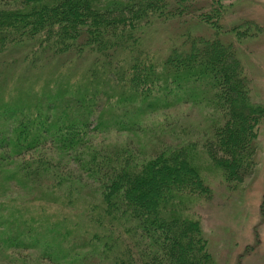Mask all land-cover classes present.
<instances>
[{"label":"trees","instance_id":"trees-1","mask_svg":"<svg viewBox=\"0 0 264 264\" xmlns=\"http://www.w3.org/2000/svg\"><path fill=\"white\" fill-rule=\"evenodd\" d=\"M237 2L0 0V57L22 59L4 62L0 95L51 67L73 79L72 64L54 62L62 56L88 66L73 86L0 98L3 251L48 264H216L193 214L212 198L202 174L218 173L228 190L250 178L264 118L236 52L250 25L220 24ZM153 27L172 32L164 55L146 41ZM187 105L206 110L198 136L148 152L95 142L143 131L155 115L172 127L168 111Z\"/></svg>","mask_w":264,"mask_h":264},{"label":"rangeland","instance_id":"rangeland-1","mask_svg":"<svg viewBox=\"0 0 264 264\" xmlns=\"http://www.w3.org/2000/svg\"><path fill=\"white\" fill-rule=\"evenodd\" d=\"M246 23H249V32L252 35L237 46L236 52L249 80L251 100L264 108V0H238L234 8L224 15L220 24L223 29L229 30L239 26L244 28ZM149 34V39L147 38L146 41L149 43L150 50L164 55L169 48L172 32L164 31L161 27H153ZM8 53L0 57V73H3L5 61L8 63L13 61V66L15 65L16 68L22 65L21 55L11 51ZM68 59L70 61H66ZM54 62H57V66L63 63L72 64L67 75L70 74L73 79L68 77L58 79L57 77L61 76L51 75L53 72L51 67L45 69V73H41L42 76L37 73L24 82H17L12 93L6 89V94H1L4 96L0 95V98L4 97V101L7 102L15 100L24 91V93L29 91L27 87L31 85L36 86L34 91L50 87L56 81L59 83L65 81L73 86L84 77L88 70L87 64L79 65L74 56H62ZM43 64L49 66L48 61ZM14 73L17 74L18 71ZM167 114L172 127L166 126L165 115H155L147 119L143 131L132 134L111 133L103 137L97 135L95 142L105 141L106 144L127 145L130 148L133 146L148 152L161 142L171 143L174 136H177L179 139H175L180 142L188 135L198 136V133L207 125L206 110L202 107L179 106L168 111ZM185 125H190L191 128ZM191 130L195 133H189ZM256 146V166L252 176L243 184L235 186L233 190L226 188L218 173L212 171L213 176L210 174V178L208 173L202 174L203 178H207L206 181L209 182L212 198L208 201L195 202L193 214L201 222L204 237L216 264H264V118L258 130ZM0 173L5 174L1 171ZM15 193L14 196L17 195L16 199L23 205L19 206L24 207L26 202L21 198H26L28 194L23 189ZM38 258L36 251L20 253L10 249L3 251L0 248V264H48Z\"/></svg>","mask_w":264,"mask_h":264}]
</instances>
